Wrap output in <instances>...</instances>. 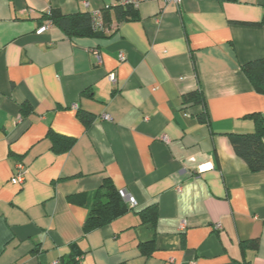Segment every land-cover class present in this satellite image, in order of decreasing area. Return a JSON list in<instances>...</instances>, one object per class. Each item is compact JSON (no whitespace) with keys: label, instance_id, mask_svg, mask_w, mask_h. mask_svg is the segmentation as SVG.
Instances as JSON below:
<instances>
[{"label":"crops","instance_id":"obj_1","mask_svg":"<svg viewBox=\"0 0 264 264\" xmlns=\"http://www.w3.org/2000/svg\"><path fill=\"white\" fill-rule=\"evenodd\" d=\"M122 1L0 0V264H264V171L228 136L264 116L241 67L264 58V0H138V19L111 10L101 35L69 36L44 17ZM198 89L209 122L184 104ZM49 131L72 147L56 152ZM18 161L23 185L11 182ZM107 182L137 205L85 233Z\"/></svg>","mask_w":264,"mask_h":264},{"label":"trees","instance_id":"obj_2","mask_svg":"<svg viewBox=\"0 0 264 264\" xmlns=\"http://www.w3.org/2000/svg\"><path fill=\"white\" fill-rule=\"evenodd\" d=\"M111 10L114 11L115 18L118 21L136 20L139 18L136 6L121 2L102 11L104 23L108 29H111ZM44 17L51 23L60 26L69 36L101 35L106 33L93 29L92 17L89 12L64 14L59 8H52ZM241 67L254 89L259 93H264V58L247 62ZM183 101L186 106L202 105L203 111L200 114V118L209 122L210 115L201 89L185 94ZM21 112L23 116H26L32 113V110L27 104H23ZM79 116L86 126H89L94 119L91 114L84 111H81ZM247 117L254 119L255 130L251 133H229L228 136L235 152L246 161L252 172L264 171V116L260 113H252ZM48 137L51 139L53 149L56 152L69 150L75 141L73 137L60 135L53 131L48 132ZM88 207L89 212L84 224L85 233L110 224L114 219L131 209L112 182H107L103 190L99 189L93 194V200ZM157 213L156 205L141 211L139 215L142 224L153 223L156 220ZM153 243L154 240H151L142 242L141 245L148 247V245L151 246ZM253 245L257 247V241Z\"/></svg>","mask_w":264,"mask_h":264},{"label":"built area","instance_id":"obj_3","mask_svg":"<svg viewBox=\"0 0 264 264\" xmlns=\"http://www.w3.org/2000/svg\"><path fill=\"white\" fill-rule=\"evenodd\" d=\"M160 1L164 2L165 4L172 3V4L176 5L177 7H180L183 4L184 0H160ZM122 3L123 4H133L134 6H137L138 0H124V1H122ZM91 17H92V26H93V29L95 31H98V32L110 31V29H108L104 23L103 13L101 10L93 11L91 13ZM48 27H49V24L42 26L41 28H39L38 33L45 31ZM121 59H125L123 54H121ZM109 79L112 82H115L116 81L115 74L111 73L109 75ZM105 118L110 119V116H105ZM163 139L166 142L169 141L167 136H163ZM26 173H27V167H26L25 163L22 161L16 162L15 167H14V173H13V176L11 178V182L16 184V185H23L25 180H26ZM119 193L125 199V201L128 203L130 208L136 207L137 202L133 199V197L130 194L126 193L124 190H121ZM215 226H216V228L221 227L220 223L215 224ZM80 259H81V256L77 257V260H80Z\"/></svg>","mask_w":264,"mask_h":264}]
</instances>
